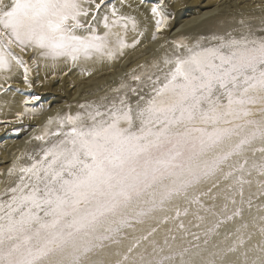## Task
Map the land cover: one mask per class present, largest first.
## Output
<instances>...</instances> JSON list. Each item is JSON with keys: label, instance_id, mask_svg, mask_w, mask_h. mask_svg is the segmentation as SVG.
I'll return each instance as SVG.
<instances>
[{"label": "snow or ice", "instance_id": "snow-or-ice-1", "mask_svg": "<svg viewBox=\"0 0 264 264\" xmlns=\"http://www.w3.org/2000/svg\"><path fill=\"white\" fill-rule=\"evenodd\" d=\"M131 7L0 0V72L18 67L31 87L39 59L91 77L141 45ZM257 10L173 38L33 129L0 171V264H264V0ZM150 11L155 41L171 14Z\"/></svg>", "mask_w": 264, "mask_h": 264}, {"label": "bare ground", "instance_id": "bare-ground-1", "mask_svg": "<svg viewBox=\"0 0 264 264\" xmlns=\"http://www.w3.org/2000/svg\"><path fill=\"white\" fill-rule=\"evenodd\" d=\"M200 0H175L170 3L167 1V8L169 13L171 14V18L169 21V28L166 29L160 38H158L155 42L152 41L151 37L153 32H155V21L151 15V7L164 6L166 4L165 0H163V4H159V0H132V7L126 8L125 11L129 12V14L137 16L139 20H142V27L146 26L147 31L145 36L142 38L141 45H138L135 50L128 49L126 50V54L123 58L118 60L117 62L113 63L112 65H104V66H96L93 75L91 77H87L82 74L81 69L84 67H92L91 65H78L77 67H69L68 65L60 62L55 68L50 66V62L46 63L43 60H39V74L36 75L35 69L33 65H31L32 70L29 71V82L31 87L28 86L24 82L23 79V70L18 67H13L12 73L7 74L0 72V83L3 86L6 85H13L11 90L7 92H0V122L8 123L9 129H17L20 128L21 125L23 126H31L28 129V132L33 131V128L37 127L38 130L39 126H42L47 121L48 117L55 116L58 112H67L68 107L74 103L78 104L79 102H83L88 100V94H82L80 88L82 85L89 80V82H93L96 79H100V83L104 82L105 79H102L106 74L113 73V80H117L118 78L116 75L121 74L123 70H130L135 68L137 64H140L145 59L140 58V56L135 55L134 53L139 50L141 47H144L147 44L151 46H156L160 42H163L165 37H169L170 32L172 30H176L177 33H186L189 29H208V32L216 30L222 27H228L229 25L233 24L230 20L226 19L225 14L232 17V12L230 10L235 8V12H239L237 16L247 12L249 16H256L260 15L259 11H253V4H244L242 8H240V4L233 2V7L224 6L225 3L222 5L224 6L221 9H214L209 10L204 13H197L198 16H192L190 19L187 17L183 19L184 15L179 14L176 16L175 12L181 7L184 3H189L190 5L197 6ZM213 0H208L206 6ZM216 1V0H214ZM220 1V0H218ZM236 1V0H235ZM246 0H244L245 2ZM175 2V3H174ZM219 3V2H218ZM200 8V7H199ZM239 10V11H237ZM203 11V10H202ZM218 11L216 14L215 12ZM183 12V11H182ZM229 12V13H226ZM188 13V12H187ZM196 15V14H195ZM229 17V18H230ZM232 20V19H231ZM258 23V21H256ZM189 33V32H188ZM192 34V33H191ZM195 34V33H193ZM135 33H129L128 40L129 42L134 38ZM176 36V35H175ZM174 38V36H173ZM171 38V39H173ZM163 46V45H162ZM149 47V46H148ZM161 48V47H160ZM164 48V46L162 47ZM147 49V48H146ZM145 49V50H146ZM159 49V48H158ZM155 54V53H154ZM153 54V55H154ZM25 60H28V57H24ZM134 58V61L140 59L137 63H135L131 68L130 65L132 64L130 61ZM129 62V63H128ZM128 63V64H127ZM11 75V79L6 80L5 76ZM59 77V80H57ZM69 82H74L78 86L73 92L68 91L69 86L67 85ZM88 83V82H87ZM108 85V83H107ZM116 85V84H115ZM32 89L33 92L29 93ZM19 90V91H18ZM23 90V91H20ZM37 91V92H35ZM88 91V90H87ZM90 91V90H89ZM50 92L53 93H64L66 94V99L61 100V98H54L50 95ZM86 92V91H85ZM92 92V91H90ZM94 93V92H92ZM41 94L44 96L43 100L41 101L44 105H38L39 108H25L26 102L28 101H37V95ZM50 96V97H46ZM96 95H94L95 97ZM36 97V99H33ZM40 100V99H39ZM90 100V99H89ZM67 102V103H66ZM36 103V102H35ZM19 113H27L22 117L21 122L16 121L17 114ZM34 113V115H33ZM6 129L4 128V124L0 123V171H6L8 167L11 166V162L14 158V155L20 154L24 152L28 146L27 143L30 140V137H25L24 139L20 140L18 137L15 136V133L12 131H8L7 135H5ZM27 132V133H28ZM29 134V133H28ZM18 154V155H19ZM9 163V165H5Z\"/></svg>", "mask_w": 264, "mask_h": 264}, {"label": "rangeland", "instance_id": "rangeland-1", "mask_svg": "<svg viewBox=\"0 0 264 264\" xmlns=\"http://www.w3.org/2000/svg\"><path fill=\"white\" fill-rule=\"evenodd\" d=\"M142 1V0H141ZM167 1H170V3L171 2H173V1H175V0H165V2H166V4L164 3V5H167ZM109 2H113V0H109ZM208 2V0H200L199 2H198V5L197 6H193V5H190L189 3H184L181 7H179L178 8V10L175 12V14H176V16H178L179 14H182V15H184V17H183V19H186L187 17H189V19L192 17V16H198L199 14H197V13H204V12H206V11H209V10H216V9H221V8H223L224 6H232L233 7V5H234V3L233 2H236L237 4H240V8H242L243 6H244V4H249V3H251V4H253V6H254V3H258L259 2V0H246L245 2H244V0H220V1H218V0H216V1H211L210 3H209V5H207L206 6V3ZM219 2V3H218ZM175 3V2H174ZM225 3V5L224 6H222L223 4ZM158 6H160V5H158ZM253 6H252V8H253ZM200 7V8H199ZM169 9V8H168ZM234 9L235 8H232L231 10H230V12H232V13H234V14H232V17H230V16H228V14H225V16L224 17H226V19H228V20H230L233 24L237 21V20H239L240 18H241V15H239V16H237V14H240L239 12H235L234 11ZM203 10V11H202ZM168 11H171V10H168ZM183 11V12H182ZM237 11H239V10H237ZM188 12V13H187ZM218 11H216L215 12V14L217 13ZM226 13H229V12H226ZM196 14V15H195ZM242 14V13H241ZM243 15L245 16V17H247V16H249L248 14H247V12H244L243 13ZM230 17V18H229ZM188 19V18H187ZM232 19V20H231ZM189 32V33H188ZM188 32H186V33H177V31L174 29V30H172L171 32H170V35H169V37H165L163 40H165V41H163V42H160L159 44H156V46H151L150 44H147V45H145L144 47H141L139 50H137L134 54L136 55L137 54V56H140L141 55V57L140 58H142V59H145V61H148V60H151V59H153L154 57H158V56H160V55H162L163 54V52H164V50L169 46L168 45V42H170L172 39L171 38H173V36H174V38H178V37H180V35L181 34H186V35H196V34H205V33H208V29H203V30H200V29H195V30H193L192 28L191 29H189L188 30ZM192 33V34H191ZM193 33H195V34H193ZM159 35V34H158ZM176 35V36H175ZM153 41V40H152ZM156 41V40H155ZM155 41H153V42H155ZM164 46V48H162L163 46ZM149 46V47H148ZM161 47V48H160ZM147 48V49H146ZM159 48V49H158ZM146 49V50H145ZM155 53V54H154ZM154 54V55H153ZM140 59H138V60H136V62L134 61V58L130 61L132 64L130 65V67H128V68H131L135 63H137L138 61H139ZM145 61H142L141 63H144ZM30 63V62H29ZM129 63V62H128ZM127 63V64H128ZM39 62H38V60H37V63L35 64V65H33V68L35 69V72H36V75H38L39 74ZM32 70V67H31V65H30V71ZM129 70H123L122 72H121V74H118V75H116V77L118 78L117 80H113V73L112 74H106V75H104V77L102 78V79H105L104 80V82H102V83H100V79H96V80H94L93 82H89V80L85 83V85L83 84L82 85V87L80 88V90H81V92H82V94H88L89 95V97H91V98H89V99H92V98H94V95H98V94H101L102 93V91L104 90V89H106V88H108V87H114V86H116L115 84L118 82V80H119V78L121 77V76H123L126 72H128ZM57 80H59V77H57ZM107 83H108V85H107ZM68 86H69V89H68V91H71V92H73L75 89H77L78 88V86L76 85V83H74V82H69L68 84H67ZM12 86L13 85H6V86H3L2 85V83H0V92H2V93H4V92H7V91H9V90H11V88H12ZM88 90V91H87ZM92 91V92H94V93H92V92H90V91ZM19 91V90H18ZM20 91H23V90H20ZM34 91V89H32L29 93H31V92H33ZM86 91V92H85ZM35 92H37V91H35ZM50 95H52L54 98H61V100H65L66 99V94H64V93H53V92H50ZM46 97H50V96H46ZM37 98H38V100L37 101H34V102H32V101H28L27 103H26V105H25V108H39V106L40 105H44L41 101L43 100V98H44V96L43 95H41V94H38L37 95ZM40 99V100H39ZM88 99V100H89ZM36 102V103H35ZM67 103V102H66ZM39 105V106H38ZM71 108L70 107H68V111L69 110H71V111H73V112H75L76 110H77V108H76V106H77V104H74V103H72L71 105ZM31 126H23V125H21L20 126V128H17V129H19V131H12V132H14L15 133V136L16 137H18V139H20V140H22V139H24L25 137H30V135H32V133H33V131H30V132H28V130H25V129H28V128H30ZM37 127H35V128H33V129H36ZM29 134H28V133ZM1 137V136H0ZM0 139H2V138H0ZM33 144H35V143H38V142H36V141H33L32 142ZM2 144V142H0V145ZM27 146H28V148L27 149H29V148H31V146H32V144H29V143H27ZM26 149V150H27ZM19 154V153H18ZM17 154V155H18ZM11 164V163H10ZM6 166L7 165H9V163H6L5 164Z\"/></svg>", "mask_w": 264, "mask_h": 264}]
</instances>
